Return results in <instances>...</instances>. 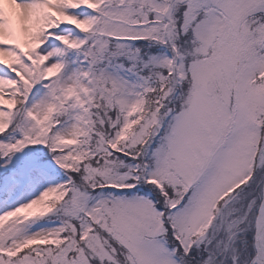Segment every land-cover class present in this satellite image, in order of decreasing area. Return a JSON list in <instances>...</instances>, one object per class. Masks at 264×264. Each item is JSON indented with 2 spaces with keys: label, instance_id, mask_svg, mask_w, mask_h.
Segmentation results:
<instances>
[{
  "label": "snow or ice",
  "instance_id": "6c2138e0",
  "mask_svg": "<svg viewBox=\"0 0 264 264\" xmlns=\"http://www.w3.org/2000/svg\"><path fill=\"white\" fill-rule=\"evenodd\" d=\"M0 264H264V0H0Z\"/></svg>",
  "mask_w": 264,
  "mask_h": 264
}]
</instances>
